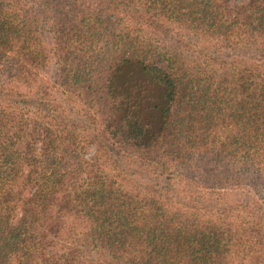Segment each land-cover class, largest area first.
<instances>
[{"label": "trees", "instance_id": "1", "mask_svg": "<svg viewBox=\"0 0 264 264\" xmlns=\"http://www.w3.org/2000/svg\"><path fill=\"white\" fill-rule=\"evenodd\" d=\"M0 264H264V0H0Z\"/></svg>", "mask_w": 264, "mask_h": 264}, {"label": "rangeland", "instance_id": "2", "mask_svg": "<svg viewBox=\"0 0 264 264\" xmlns=\"http://www.w3.org/2000/svg\"><path fill=\"white\" fill-rule=\"evenodd\" d=\"M50 65V64H49ZM51 68H50V66H48L46 69H45V71H44V73H46V75H50L51 73Z\"/></svg>", "mask_w": 264, "mask_h": 264}]
</instances>
